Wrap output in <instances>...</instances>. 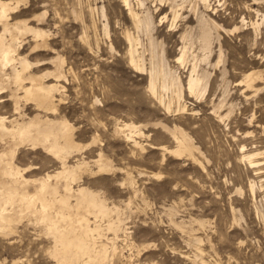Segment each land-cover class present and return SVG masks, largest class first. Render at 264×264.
Here are the masks:
<instances>
[{
    "label": "rangeland",
    "instance_id": "obj_1",
    "mask_svg": "<svg viewBox=\"0 0 264 264\" xmlns=\"http://www.w3.org/2000/svg\"><path fill=\"white\" fill-rule=\"evenodd\" d=\"M5 1H18L19 9H22L13 16V21L25 20L29 25L48 32L45 44L41 46L35 45L31 33L20 36L18 53L31 63V73L43 77L46 84H58L60 87L55 94L59 101L55 111L44 112L32 102H22L23 118L38 113L49 118L66 119L72 126V140L80 147L70 155L69 164L83 160L92 171H96L94 160L101 152L115 167L110 174L93 176L86 172L79 182L104 195L107 204L117 206L125 223H128L127 232H130L122 234V237L120 234V238L114 241L118 249L113 256L108 253L104 264H264V177L256 174L248 160L241 156L257 150L264 152V88L257 94H244L246 91L238 84L245 73L259 70L264 73V26L260 29L262 36L258 37H255L251 26V22L264 14V0H255L256 3L253 0H210L214 8L210 13H214L217 23L223 26L220 30L223 56L217 63L215 40L211 59L216 65L215 68L208 67L210 78L202 101L187 93L186 67L189 63L183 68L175 62L179 36L185 27L181 23L184 22H177L176 29H182L179 32L169 31L165 24L159 33L154 34L163 43L169 66L182 79L181 103L186 105L187 111H176L173 104L175 113H167L164 106L170 92H159H162L160 96L164 101L160 103L149 93L146 72H136L129 64L123 30L130 28L134 33L135 30L121 0ZM152 1H145L151 9L154 8ZM190 1L191 4L183 3L186 7L181 12L190 19L187 26L194 27V10L198 7L197 14L206 10L198 5V1ZM130 2L137 9L136 0ZM102 6L108 24L107 34L103 30ZM162 13L170 14L169 7L155 14L156 25ZM235 27L238 29L234 30ZM139 35L144 41L138 51L146 53L148 59L149 45L145 36ZM161 48V45L157 47L159 53ZM57 65H61L63 75L59 78L49 74L56 70ZM5 95L1 101L8 98ZM219 98L224 107L223 114L233 103L232 118L229 115L230 118L228 116L220 122L211 112L212 103H217ZM12 107L10 101L1 102L0 115L8 119L17 116ZM123 123H133L141 128L143 135L135 136V139L143 149L135 148L123 133L118 132ZM160 123L168 126L177 123L197 139L207 157L197 155L206 166L205 173L191 159L177 158L163 151V147L172 148L174 142L161 129ZM6 124L9 125L8 122ZM87 143H91L89 148H85ZM242 145L244 148L240 149ZM263 158L264 154L258 160L264 163ZM16 163L21 167H39L26 174L30 178L58 167L55 159L40 148L19 149ZM128 175L134 178L135 187L139 190L137 195L128 187ZM251 182L255 183L256 190L253 197ZM236 188H241L242 195L235 193ZM170 205L180 210L178 221L183 218L204 220L205 230L193 222L196 231L193 235L179 232L169 223L166 207ZM30 222L18 227L17 233L13 234L15 237L0 236L1 264L58 263L52 256L53 243L47 238L44 227L36 228L34 222ZM192 237H199L201 241H194ZM99 240L111 251L112 241L103 237Z\"/></svg>",
    "mask_w": 264,
    "mask_h": 264
},
{
    "label": "bare ground",
    "instance_id": "obj_2",
    "mask_svg": "<svg viewBox=\"0 0 264 264\" xmlns=\"http://www.w3.org/2000/svg\"><path fill=\"white\" fill-rule=\"evenodd\" d=\"M145 1L146 0H136V9L132 6L130 0H121L122 6L127 11L131 26L136 33L130 31V28H125V30H123L124 41L127 43L129 64L136 72H146L148 75L149 93H151L152 96H156L160 103L164 101L160 96L162 92H159H170L168 102H164L167 113H172L173 111V113H175V110L185 111L186 105L181 103L184 89L181 76L175 69L169 66L166 60L167 58H165L163 43L159 42L154 34L159 33V29L165 24L169 26V31L179 32L181 27L179 26L180 28L176 29V27H178L177 22H184L183 24L181 23V26L185 27L179 36L180 46H177L178 56L175 58V62L183 66V68L189 63V66L186 67L187 93H189L190 97H195L200 101L209 83L210 72L208 67H214L216 65L212 63L211 59L212 53H214L213 44L215 40L217 41L218 47V55L216 54L217 63L222 60L223 51L220 30H223V26L217 23L213 16L214 13H210L214 11V8L211 7L210 0H196L198 1V5L201 4L208 13L203 10L200 14H197L198 7L196 6L197 8L193 13L196 14L194 19L196 25L194 24V27L187 26L190 19H187L188 15L183 16L181 12L184 7H186L183 3L188 2L191 4L190 0H153V9L147 6ZM253 1L255 3L257 2L255 0ZM19 6L18 1L11 2L0 0V98H2L4 94L8 97L2 101L0 100V103L10 101L13 106V113L17 114V116H13L11 119L0 115V236L8 238L17 233L18 227H22L21 225L24 222L28 223L29 221H33L36 228L37 226L44 227L47 238L49 237L51 239L53 243V248L51 247L53 251L52 256L58 262L57 264H104L106 258L109 257L108 253L111 252L113 256L118 249L114 241L120 238V234L122 237V234L126 235L130 232H127L126 225L128 223H125L124 218L121 216L120 209L117 206H109L110 204H107V199L104 195L102 196L100 193L80 185L79 182L81 181L82 175L86 172L90 175L94 174L93 176L100 173L110 174L115 171V167L109 159L103 157L101 152H99L98 158L94 160L96 171H92L88 163L83 160H77L73 165L69 164L70 155L80 150V147L72 140V126L66 119L49 118L46 114L41 116L38 113L32 117L23 118L22 102H32L39 110H43L44 112L55 111L57 106L56 102H59L55 99V94L59 92L60 87L58 84H46L43 77L35 76L31 73V63L27 58L19 55L18 39L20 36L31 33L35 45L41 46L45 44V38L48 35V32L45 30L33 27V25H29L25 20L13 21V16L22 11V9H19ZM167 6L170 9V14L162 13L156 25L155 14H158L162 8ZM104 11L102 6L100 12L104 20L103 30L107 34L108 24L107 20H105L106 16ZM251 26L255 32V37H258L261 34V26H264V14L261 13L259 19L251 22ZM237 29L236 27L234 28V30ZM229 32L231 31L229 30ZM139 33L142 34V37L143 35L145 36L149 45L150 50L149 57L147 56L148 59L145 57L146 53H139L138 51V48L142 47L144 41ZM159 45L162 46L160 53V50L157 51ZM62 62L63 60L61 59L60 64H62ZM60 66L61 65H57L56 70L49 74H52L56 78L63 76ZM263 74L261 70L245 73L238 83L243 86L244 92H247L244 94H257L264 88ZM236 82L235 84H237ZM226 85H228V83L225 84V87ZM234 99L233 97L232 100ZM173 104L176 107L175 110L173 109ZM232 104H229V110L223 114V104L222 100L219 98L217 103H212V115L218 122L223 121L231 114ZM7 122L9 125L6 124ZM224 123L226 124V122ZM160 126L174 142L172 148L163 147V151L177 158L186 157L191 159L192 162L198 165L201 171L205 173L206 166L198 159V156L205 158V155L196 141L197 139L195 140L181 126L177 125V123L172 126L160 123ZM118 132L123 133L125 139L131 141L135 148L140 147L143 149L140 142L135 139V136L140 137L143 135L138 125L123 123L118 128ZM238 139L235 138V140ZM90 144L91 143H87L85 148H89L91 146ZM24 147L31 150L40 148L43 153L55 159L58 163V167L56 166V169L45 172L43 175L36 178L26 176L27 173L39 167L37 165L21 167L16 163L18 151ZM151 147L155 148V146ZM243 148L244 146L242 145L240 149ZM262 154H264V152H258V150L257 152L247 155L241 154V156L243 155L242 159L248 160L249 166L255 169L254 171L257 172L256 174H261L259 175L260 177H264V163L261 162L262 160H258L259 156ZM256 157H258V159ZM162 159H165V155L162 156ZM206 162H209V160L207 159ZM127 183L128 187L137 195L139 190L135 187V181L131 175H128ZM75 185H77V187H75ZM250 191L253 197L256 191L255 183L253 182L250 183ZM236 192L242 195L241 188H236L235 193ZM234 209L235 208H232V210ZM166 211L169 223L181 233L193 235L195 231L192 225L193 222L199 226V229L205 230L204 220L192 218L191 220H184L183 218L178 221L176 218L180 210L177 211L175 207L171 205L166 207ZM256 211L257 213L259 212L257 208ZM91 216H93V221H91ZM125 216L126 215H124V217ZM109 234L112 236L108 237ZM102 237L113 242H110L112 243V245H110L111 251H108L109 247L99 240ZM182 237L184 236L182 235ZM193 240L198 242L201 241L199 237L193 238ZM97 242H100V244H97ZM110 243L108 242V244ZM199 249L200 248H198V250Z\"/></svg>",
    "mask_w": 264,
    "mask_h": 264
}]
</instances>
